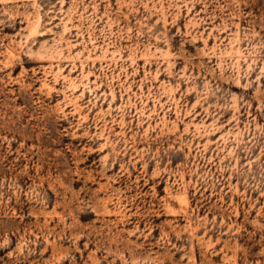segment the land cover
<instances>
[{"label":"rangeland","instance_id":"1","mask_svg":"<svg viewBox=\"0 0 264 264\" xmlns=\"http://www.w3.org/2000/svg\"><path fill=\"white\" fill-rule=\"evenodd\" d=\"M0 264H264V0H0Z\"/></svg>","mask_w":264,"mask_h":264}]
</instances>
